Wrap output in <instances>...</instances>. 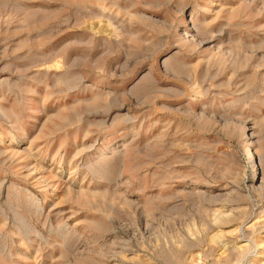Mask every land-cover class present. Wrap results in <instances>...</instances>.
I'll return each instance as SVG.
<instances>
[{
    "label": "rangeland",
    "instance_id": "1",
    "mask_svg": "<svg viewBox=\"0 0 264 264\" xmlns=\"http://www.w3.org/2000/svg\"><path fill=\"white\" fill-rule=\"evenodd\" d=\"M0 264H264V0H0Z\"/></svg>",
    "mask_w": 264,
    "mask_h": 264
},
{
    "label": "bare ground",
    "instance_id": "2",
    "mask_svg": "<svg viewBox=\"0 0 264 264\" xmlns=\"http://www.w3.org/2000/svg\"><path fill=\"white\" fill-rule=\"evenodd\" d=\"M246 160L250 162L249 168L250 169L251 168L255 169V164H254V162H255V154L253 153V151L250 150L248 152V154L246 156Z\"/></svg>",
    "mask_w": 264,
    "mask_h": 264
}]
</instances>
